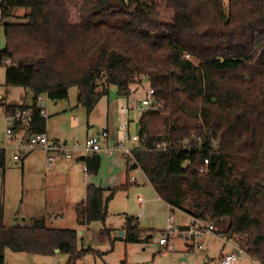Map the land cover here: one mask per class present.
Masks as SVG:
<instances>
[{"label":"trees","instance_id":"trees-1","mask_svg":"<svg viewBox=\"0 0 264 264\" xmlns=\"http://www.w3.org/2000/svg\"><path fill=\"white\" fill-rule=\"evenodd\" d=\"M19 9L24 21L4 24L7 46L0 51L6 86L31 90L32 103L0 99L2 116L32 111L15 130L25 137L47 131L41 94L49 108L77 86V105L90 114L112 85L128 96L145 80L155 103L139 123L150 149L135 150L128 171L141 168L172 212L190 200L192 216L229 217L228 235L264 264V0H6L0 23ZM166 139L175 142L170 150L156 148ZM6 149L0 147L3 172ZM83 160L89 174L99 173L100 154ZM107 190L87 186L75 207L79 225L106 221L117 188ZM123 230L126 242L152 236L134 216ZM78 241L76 228L51 227L44 218L8 225L0 205V264L7 248L43 255L59 249L69 255L66 264H77L94 250Z\"/></svg>","mask_w":264,"mask_h":264},{"label":"rangeland","instance_id":"rangeland-1","mask_svg":"<svg viewBox=\"0 0 264 264\" xmlns=\"http://www.w3.org/2000/svg\"><path fill=\"white\" fill-rule=\"evenodd\" d=\"M225 1L228 3L229 0ZM25 13V9H19L17 10V15L7 17L0 23V51L7 46L4 24L6 22H23L22 18ZM5 72L6 66L2 64L0 59V93L7 95L9 100L18 102L25 95L28 88L6 86ZM137 86L139 89L135 90ZM133 88L134 95L124 99L118 93V88L114 85L111 86L109 94L102 97V101L95 109L92 119V123H95L92 126L93 131H103L107 127L108 121L111 123L112 130H115L113 122L116 124L118 121V128L123 123L134 122L133 126L136 127L137 125L136 128L139 129L140 113L142 114L145 109L141 101L148 97V91L151 86L145 81L144 84L133 83ZM8 91L9 93L7 94L6 92ZM78 93V87L73 86L70 88L69 99L53 101L52 104L54 106L60 104L56 107L59 110L58 112H52L56 109L52 105L48 108L50 116L47 120V132L50 129L48 132L49 136L59 137L62 140L65 139V136L69 137L71 140L69 141L70 146L76 141L84 142L87 130L90 128L88 111L82 104L77 105ZM134 99L139 100V107L142 108L136 109L129 114L128 104ZM2 114L3 108L0 106V115ZM75 117H77V121H75ZM1 122H3V118ZM1 122L0 125L2 124ZM131 128L133 127L131 126ZM8 149L6 152V173L0 169V204L3 205L5 210L4 222L11 224L14 216L21 211V199L24 197L29 198L32 192L37 201L41 197L45 198L50 188L54 191L62 188V180L58 179V177L52 178L48 174L49 168H46V164L42 163V172L29 169L25 173L22 159L14 158V154L17 151L11 148ZM35 153H38L40 162L43 156L44 158L47 157L44 151H35ZM113 156L119 159L118 167L123 170V174H114L116 171L114 169L110 172L109 164H111V158L109 157L105 159V166L99 175L91 176V179L96 183L111 187L112 190L117 188L114 197L108 203V215L105 222L96 221L90 226H81L77 223L75 203L86 197V188L85 186L83 188V185L90 181V176H87V178L82 177L81 169H78V174H76L71 196L61 199L62 202L58 205L45 206L44 210H42L44 212L40 210L35 212L40 217L51 213L50 218L48 215L46 218L43 217L47 221L48 226L76 228L79 232V247H91L94 249L93 252L85 255L77 264H122L124 260H127L128 264H221L222 255L231 251V244L236 243L235 238L224 232L226 230L224 228L228 227L230 218L215 219L214 223L223 227V233L218 232V235L207 234L204 236L202 240L205 243L204 249H186V242L178 234L172 235L169 246L160 244L161 231L167 225L171 210H169L166 202L159 197L154 186L141 168L128 171L127 157L121 152ZM102 157H105V153L102 154ZM134 177L137 178V182L132 179ZM129 181L131 183L127 187L126 184ZM26 188L27 190L25 191ZM109 190L106 191V195L110 194ZM140 196L145 199L144 202L139 200ZM186 204L190 207L192 206L190 200H187ZM174 214L178 222L179 217L176 215L177 213L174 212ZM128 215L137 219L138 226L144 236L152 235L149 241H125L123 238L125 232L121 234V231L125 226ZM18 218L20 219V217ZM106 229L111 231L114 243H111L108 233L105 232ZM82 231L83 234H80ZM5 252L6 264H66L69 260V255L62 252H57L53 255H43L27 251H14L10 248H7ZM244 254L242 253L238 264H259L252 261L250 256Z\"/></svg>","mask_w":264,"mask_h":264},{"label":"built area","instance_id":"built-area-1","mask_svg":"<svg viewBox=\"0 0 264 264\" xmlns=\"http://www.w3.org/2000/svg\"><path fill=\"white\" fill-rule=\"evenodd\" d=\"M6 0H0V21L3 11V4ZM48 96L41 94L38 96V104L41 106L42 116L49 118V109L47 106ZM154 89L150 88L148 97L141 101L144 110L150 108L154 104ZM143 110V111H144ZM5 120V137L1 147L13 148L17 151L15 158L22 159L27 153L34 150L42 149L47 153V163L52 165L57 158H72L76 153H83L86 155H93L95 153L107 152L110 154L121 152L127 158H134L135 150H148L150 145L148 143V136L141 132V129L136 127L131 128V123H123L119 126L118 130L121 133V138L115 142H109V131L103 130L89 135L84 142L76 141L70 146L63 140L51 139L48 132L34 133L25 137L23 131H16L15 126L17 123L26 124L32 119V111L27 109H18L13 114L0 115ZM185 146L189 143V139H184L182 142ZM217 140H212V145H216ZM175 145V142L169 139L161 140L155 144L156 148L160 150H170ZM134 160V159H133ZM133 160L131 163H133ZM206 164L209 159H205ZM206 167H201V171H205ZM85 171L88 173L87 168ZM134 182L137 178H132ZM140 201H145L143 197H139ZM160 244L169 246L170 239L173 234H178L184 239L186 245L189 247L195 246L203 248V237L207 234L217 233L213 221L203 219L197 216H192L188 224H178L174 212H170L166 227L161 231ZM173 249V247H172ZM242 253L245 251L239 248L236 251L225 254L221 258V264H238Z\"/></svg>","mask_w":264,"mask_h":264},{"label":"crops","instance_id":"crops-1","mask_svg":"<svg viewBox=\"0 0 264 264\" xmlns=\"http://www.w3.org/2000/svg\"><path fill=\"white\" fill-rule=\"evenodd\" d=\"M144 83H145V80H143V84ZM138 89L139 88L137 86V89H135V90H138ZM6 93L8 94L9 91L6 92ZM30 93H31V90L28 88L26 90V92H25V95H23L22 98H20L21 100H19L18 102L9 100V97L7 95H3L2 93H0V99L3 98V101L4 102L11 103V104H21L24 101H25V103H32V98H30V96L27 97V95L30 94ZM133 95H134V88L132 89V92H131L130 95H128V96L121 95V96H123V98L125 99L127 97H132ZM109 100H110V98H109ZM101 101H102V99L99 101V103ZM52 103H53V101L50 102L49 107L52 105V107L56 108V107H58V105H60V104H56L54 106ZM98 104H97V106H98ZM139 104H140L139 100H135L134 99L133 101H131L130 104H128V107L130 108V109L128 108V111H129L128 113L131 114L132 111H134L136 109H141L142 107H139ZM0 106H2L1 103H0ZM96 107H95V109H96ZM2 108H3V106H2ZM95 109L89 114L90 115V118L88 120V122H89L88 124H89V127L90 128L87 130L86 137L89 136V135H93L92 133L96 132V131H93V129H92L93 128L92 126H94V124H95V123H92V119L94 117ZM58 111H59L58 108H56L55 111H52V112H58ZM50 112H51V110H50ZM3 113H4V110H3ZM142 113H143V111H142ZM141 115L142 114L140 113V117H141ZM109 117L110 116L108 114V118ZM140 117H139V120H140ZM75 121H77V117H75ZM1 123L2 124L0 125V147L3 145V142H4V130H5V120H4V118H3V122H1ZM118 123H119V121L116 124L113 122V127L115 128V130H112V126H110L111 125L110 121H108L107 127L104 128V130L106 129L110 133L109 139H108L109 142H115V141L119 140L122 137L121 136V133L119 132V130H117L118 125H119ZM133 123L134 122L131 123V126L134 128V126H133L134 124ZM136 127H137V125H136ZM139 127H140V123H138V128ZM49 130L50 129H48V132H49ZM99 131L100 130H97L96 133H98ZM50 138L51 139L62 140L59 137H51L50 136ZM69 141H71L69 139V137H66L65 136V139H63V142H66L67 144H70ZM11 149H13V148H11ZM8 150L9 149L7 148L6 149V152ZM35 151H38L39 152V151H44V150H42V149L34 150L32 152L27 153L22 158L24 172L27 173L29 169L32 170V171H35V170H38L39 171L40 170L42 172L41 163L42 164H46V168H49V170H48L49 173L48 174L52 178L58 177V179H61L62 180V184H61L62 185V188L59 189L58 191H54L52 188H50L48 190L49 193L47 195H45L46 197L45 198L44 197H41V199L38 200V201L34 198L35 195H34L33 192L30 194V197L29 198L28 197H24L23 199H21V201H20V204H21L20 205V209H21V211L17 215L14 216V220L12 221L11 224H14L15 222H17V220L23 221V222L25 221L26 222V221H30L31 219H36V218L38 219V217H40V216H38V215L35 214L36 211H39V210L42 211V210H44V207L47 206V205L48 206H51L53 204L54 205H58V204H60L62 202L61 199H65L68 196H71L72 189L74 188V185H75L76 174H78L77 173L78 172V169H81L80 173H81V175H82L83 178H87V176L88 177L90 176V181L87 184H84L83 185V188H84V186L86 188L85 189L86 196H87V186L89 184H91V183H94V184H96L98 186H101V187H103L105 189H112L111 187H106V186H103L102 184L96 183L93 179H91L92 178L91 176H94V175L89 174V173H87L85 171L86 163L83 160V158L85 156H90L91 154L86 155V154H83V153H76V154H74V156L72 158L59 157V158H57V160L52 165H49L47 163V157L44 158V156H43L42 161L40 162L39 155H38V153H35ZM44 152L46 153V151H44ZM103 153H105V157H102V154ZM117 153H120V152H117ZM117 153H113V154H110V153H107V152L97 153V154H100L101 155V158H102L101 168L99 170V173H100L101 170H103V167L105 166V159L110 157L111 158V162H110L111 164H109L110 165V172L114 169V170H116L114 174H116V175L119 174V173H122L123 174V170H120L119 167H118L119 159L117 157H114L113 156V155H116ZM15 154H14V156H15ZM119 155H121V154H119ZM5 158H6V156H5ZM45 160H46V163H45ZM4 173H6V159H5V172ZM99 173L96 174V175H99ZM26 190H27V188L25 189V191ZM32 190H34V189H32ZM85 198L86 197H84L82 199H85ZM82 199L80 201H82ZM80 201H78V202L75 203V207H76V204L79 203ZM166 204L168 205L169 210H172L171 206L168 203H166ZM184 208L185 209H183V210L182 209H174V212L177 213L176 215H178V217H179L178 224H188L190 222V219H191L190 210L193 211L192 210L193 208H192V206L190 207L188 204L184 205ZM42 212H44V211H42ZM47 215L50 218L51 213H48ZM47 215L45 214V216H43V217L46 218ZM18 217H20V219ZM43 217H40V218H43ZM4 219H5V210H4ZM218 219H222V217L221 218H218ZM213 222H215V219L213 220ZM5 223L8 224V225H11L10 223H7V222H5ZM229 224H230V220H229V223H228L227 226H229ZM215 227H216L217 233L214 234V235H218V232L223 233L222 230H224V229L227 230V228H228V227H226V228L222 229L223 227L220 226L219 224L218 225L215 224ZM226 230L224 231L225 233H227ZM80 234H83V231ZM202 242L205 245L204 241H202ZM235 242L236 243H232L231 244L232 245V250L229 251V252H227L226 254L231 253L233 251H236V250H238L240 248L237 240H235ZM186 247H187L186 249H188V250H196V249H204L205 248V246L203 248H197L195 246L189 247L188 245H186ZM57 252H59V251H56L55 253H57ZM89 253H91V252H89ZM224 255H222V257ZM246 255H248V254H246ZM241 257H242V255H241ZM252 261H254V260L252 259ZM255 263H257V262L255 261Z\"/></svg>","mask_w":264,"mask_h":264},{"label":"water","instance_id":"water-1","mask_svg":"<svg viewBox=\"0 0 264 264\" xmlns=\"http://www.w3.org/2000/svg\"><path fill=\"white\" fill-rule=\"evenodd\" d=\"M124 232H125V231H124V230H122V231H121V234H124ZM56 251H59V249H56Z\"/></svg>","mask_w":264,"mask_h":264}]
</instances>
